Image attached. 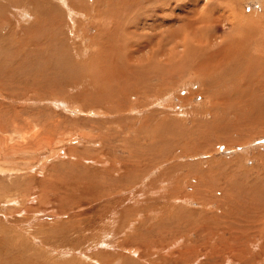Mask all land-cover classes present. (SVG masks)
<instances>
[{"label": "rangeland", "instance_id": "374dc122", "mask_svg": "<svg viewBox=\"0 0 264 264\" xmlns=\"http://www.w3.org/2000/svg\"><path fill=\"white\" fill-rule=\"evenodd\" d=\"M0 16L1 141L36 117L73 137L1 152L24 174L0 176L23 185L0 191V264H264V0H0Z\"/></svg>", "mask_w": 264, "mask_h": 264}, {"label": "bare ground", "instance_id": "6f19581e", "mask_svg": "<svg viewBox=\"0 0 264 264\" xmlns=\"http://www.w3.org/2000/svg\"><path fill=\"white\" fill-rule=\"evenodd\" d=\"M14 3V2H13ZM117 4V3H116ZM165 4V3H164ZM12 5H14V4H12ZM123 5V4H122ZM14 7V6H13ZM132 8V7H131ZM162 8V7H161ZM15 9L17 10V11H15V14L16 15H19V17L22 19V20H25L27 17H30V15H32V14H29L28 12H27V10H24L23 9V7H15ZM165 9V8H164ZM137 10V9H136ZM37 11V10H36ZM73 11H74V8H73V10L71 9V11H70V13L71 14H73ZM95 12V11H94ZM33 13V12H32ZM75 13V12H74ZM79 13V12H78ZM3 15V14H2ZM1 15V16H2ZM0 16V17H1ZM152 16V15H151ZM4 17V16H3ZM6 17V16H5ZM73 17V16H72ZM157 18V17H156ZM159 18V17H158ZM2 19V18H1ZM38 19V18H37ZM36 19V20H37ZM152 20V19H151ZM155 21V20H154ZM145 22V21H144ZM10 29V28H9ZM180 33V32H179ZM173 35V34H172ZM160 41V40H159ZM116 49V48H115ZM94 50V49H93ZM184 52V51H183ZM188 52V51H187ZM189 52H190V50H189ZM180 53V52H179ZM189 54V53H188ZM189 57H191V56H189ZM84 58V57H83ZM58 59V58H57ZM187 59V58H186ZM192 59V58H191ZM111 61V60H110ZM158 61V60H157ZM191 61H193V60H191ZM190 61V62H191ZM184 62V61H183ZM185 63V62H184ZM225 63V62H224ZM107 64H109V63H107ZM183 64V63H182ZM112 65V64H111ZM116 65H117V63H116ZM184 65V64H183ZM182 65V66H183ZM189 65H190V63H189ZM57 67H59V65H57ZM202 67V66H201ZM98 68V67H97ZM191 68V67H190ZM185 69H186V67H185ZM249 70V69H248ZM57 71V70H56ZM187 71H190V70H187ZM206 71H208V70H206ZM147 72V71H146ZM173 72V71H172ZM199 72V71H198ZM157 73V72H156ZM190 73V72H189ZM191 73H192V71H191ZM1 74V73H0ZM142 74V73H141ZM8 75V74H7ZM203 75V74H202ZM158 76V74L156 75V77ZM194 76V75H193ZM195 76H196V74H195ZM203 76H205V74L203 75ZM197 77V76H196ZM155 78V77H154ZM31 79H32V77H31ZM149 79V78H148ZM191 81V80H190ZM200 80L199 79H197L195 82L197 83H200L199 82ZM225 81V80H224ZM190 83H192V82H190ZM206 83V82H205ZM207 85V84H206ZM17 86V85H16ZM23 89V88H22ZM21 89V90H22ZM52 91V90H51ZM144 92H146V91H144ZM27 93V92H26ZM53 94V93H52ZM60 94V93H59ZM68 94V93H67ZM50 95V94H49ZM54 95H56V93L54 94ZM53 95V96H54ZM59 96H61V95H57V96H55L56 98H58L57 99V101L60 103V104H62L64 107L65 106H67L68 108H74V109H77L78 107H76V106H78V104L77 103H74L72 100H70V99H65L66 97H59ZM54 97H52V99H53ZM242 98V97H241ZM18 101V100H17ZM20 101V100H19ZM22 101V100H21ZM73 102V103H72ZM94 102V101H93ZM56 103V102H55ZM245 103V102H244ZM30 107V106H29ZM98 108V107H97ZM243 108H244V105H243ZM80 109V108H79ZM100 109V108H99ZM103 109V108H102ZM106 109V108H105ZM230 109V108H229ZM207 110V109H206ZM95 111V110H94ZM209 114V113H208ZM18 115H19V113H18ZM14 117V116H13ZM51 118H54V117H52V116H50ZM39 118V117H38ZM37 117L36 118H33V119H31L30 121H27L26 122V130L25 131H23V133L20 135V136H18L19 138L18 139H14V138H12V136H4V141L2 142L1 141V138H0V154H1V152L3 153L2 155H4L3 157H4V159L5 158H9V157H11V158H13V159H15L17 156L18 157H21V156H33V157H35V156H39L41 153H40V151H42L43 149L44 150H46V151H48V153H51L50 155H51V157H52V154H56V156H57V153H55L54 152V149H55V145L57 146V143H58V145L59 144H61L62 146H63V144H65L66 142H69L71 139H73V137L72 138H65L64 139V137L62 136V135H60V133L58 132L59 130H58V128L60 127V125H59V123H58V121H55V120H53V123L52 124H49L50 122H48V118L47 119H45V120H43V119H41V118H39L38 119ZM13 119V118H12ZM14 120V119H13ZM24 120V119H23ZM23 120H22V122H23ZM14 121H16V120H14ZM25 121V120H24ZM64 121V120H63ZM62 122V121H61ZM60 122V123H61ZM25 123V122H24ZM3 124V123H2ZM1 125V124H0ZM4 125V124H3ZM16 126L15 127V129H17V128H20L19 126H18V123H16L15 122V124H13V126ZM20 125V124H19ZM18 126V127H17ZM2 128V127H1ZM1 130V133L3 132V129H0ZM18 131H20V129L18 130ZM21 132V131H20ZM64 132V131H63ZM67 132V131H66ZM64 133L63 135H66L67 133ZM4 133V132H3ZM12 133H14V132H11V134ZM62 133V132H61ZM4 134H7V133H4ZM70 134V133H69ZM68 134V135H69ZM9 135V134H8ZM74 138H75V136H74ZM77 138V137H76ZM12 140V141H11ZM72 141V140H71ZM67 144V143H66ZM61 145H60V147H61ZM66 147V146H65ZM68 147V146H67ZM71 147V146H70ZM44 150H43V152H44ZM72 155V154H71ZM101 155V154H100ZM7 156V157H6ZM9 156V157H8ZM1 157V156H0ZM53 157H54V155H53ZM40 158V157H39ZM82 158V157H81ZM34 160H35V158H34ZM36 160H38L37 158H36ZM20 163V162H19ZM15 164H18V163H15ZM38 164V163H37ZM28 165H30V164H28ZM98 165H99V163H98ZM102 165V164H101ZM0 166H1V164H0ZM27 166V165H26ZM34 166H36V164L34 165V163L33 164H31L30 166H29V169H31L32 167L34 168ZM2 167V166H1ZM5 167V166H4ZM73 167V166H72ZM9 168V170L8 169H6V168H0V171L2 172V173H4V174H1L0 173V176L1 175H3V176H5V177H12V175H14V176H18L19 175V173L20 172H23V174H24V171H23V169H24V167H22V166H18V165H16V166H14V167H8ZM36 169V168H35ZM35 169H32V170H35ZM70 169H72V168H70ZM25 172H27L28 173V170L26 171L25 170ZM30 173V172H29ZM26 174V173H25ZM28 175V174H27ZM30 175V174H29ZM38 175V174H37ZM48 175V174H47ZM46 175V176H47ZM50 175V174H49ZM23 176V175H22ZM26 176V175H25ZM31 176V175H30ZM36 176V175H35ZM48 177V176H47ZM39 179V178H38ZM44 179V178H43ZM43 179H41V180H43ZM46 180V179H45ZM50 180V179H49ZM48 180V181H49ZM55 180V179H54ZM60 180V179H59ZM1 181V180H0ZM48 181H46V182H48ZM19 182V181H18ZM15 183V184H8L7 185V187L6 186H4V184H2V183H0V191L2 190V188L4 189V187H5V189L4 190H7V191H10V189H15V188H17L18 190H20V187H22L21 186V183H22V179H21V182L20 183ZM52 182V181H51ZM72 182V181H71ZM26 183V182H25ZM49 183V182H48ZM69 183V182H68ZM20 184V185H19ZM41 184H43V183H41ZM45 185V184H44ZM48 185H50V184H48ZM62 185H64L63 183H62ZM61 185V186H62ZM68 185V184H67ZM39 186V185H38ZM37 186V187H38ZM42 186V185H41ZM52 186V185H51ZM55 187V186H54ZM29 188H31V187H29ZM66 188V187H65ZM171 188V187H170ZM41 189H44V188H40V190ZM55 189V188H54ZM67 189V188H66ZM16 191V190H15ZM38 191V190H37ZM45 191V190H44ZM43 191V192H44ZM60 191V190H59ZM69 191V190H68ZM4 192V191H3ZM39 192V191H38ZM56 192V191H55ZM54 192V193H55ZM64 193V192H63ZM60 194V193H59ZM58 194V195H59ZM69 194V193H68ZM3 195H5V194H3ZM15 195V194H14ZM31 195V194H30ZM51 195V194H50ZM78 195V194H77ZM77 195H75V196H77ZM9 196H11V195H9ZM16 196V195H15ZM51 196H53V195H51ZM66 196H68V195H66ZM66 196H65V199H66ZM75 196H74V198H75ZM57 197V196H56ZM68 197H71V196H68ZM16 198V197H15ZM50 198H52V197H50ZM64 198V197H63ZM63 198H61V199H63ZM4 199H6V197H1V202H3V200ZM35 199H36V197H35ZM64 199V200H65ZM69 199V198H68ZM37 201L39 200L38 198L36 199ZM4 201H6V200H4ZM8 201L9 202H12L13 204L16 202L15 200L14 201H11V199L9 198L8 199ZM19 201V200H18ZM17 201V202H18ZM65 201H68L67 199L65 200ZM75 201V200H74ZM7 202V201H6ZM82 202V201H81ZM20 205V204H19ZM78 205V204H77ZM75 206V205H74ZM76 209V208H75ZM43 230V229H42ZM213 253V252H212ZM227 255V254H226ZM245 257V256H244ZM225 260V259H224ZM229 260V259H228ZM226 261V260H225Z\"/></svg>", "mask_w": 264, "mask_h": 264}]
</instances>
